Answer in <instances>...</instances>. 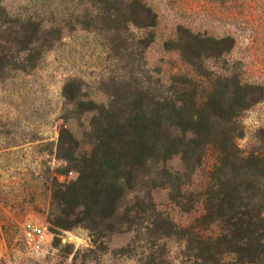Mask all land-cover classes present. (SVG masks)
I'll list each match as a JSON object with an SVG mask.
<instances>
[{
    "label": "rangeland",
    "instance_id": "374dc122",
    "mask_svg": "<svg viewBox=\"0 0 264 264\" xmlns=\"http://www.w3.org/2000/svg\"><path fill=\"white\" fill-rule=\"evenodd\" d=\"M0 51V264H200L181 229L226 227L202 215L227 172L264 230V0H0ZM238 85L245 106L212 120L237 135L241 169L209 144L149 161L113 214L67 216L58 191L79 172L59 152L61 132L75 157L91 148L94 111L78 100L108 106L138 89L175 100L184 89L210 113ZM27 221L49 233L43 248L25 240Z\"/></svg>",
    "mask_w": 264,
    "mask_h": 264
},
{
    "label": "trees",
    "instance_id": "16d2710c",
    "mask_svg": "<svg viewBox=\"0 0 264 264\" xmlns=\"http://www.w3.org/2000/svg\"><path fill=\"white\" fill-rule=\"evenodd\" d=\"M5 56L0 51V66L4 65ZM68 85L70 87L73 82ZM237 88L229 102L219 99V110L210 113L195 98L190 100L191 106L186 104L184 89L183 95L175 100L168 95L149 98L143 89L121 100L117 98L108 106L93 100H78L79 105L94 111L89 134L91 148L75 157L72 143L64 147L66 131L61 132L59 152L65 149L69 160H76L79 172L76 180L60 185L63 187L58 191L59 198L66 202L67 216L73 214L77 207H81L83 213L100 210L105 215L113 214L126 187L132 186L136 175L154 159L165 160L178 153L186 159L192 151L217 144L223 160L225 158L236 166L237 159L243 158L232 151L233 139L237 135L228 130L215 133L212 117H230L239 107L245 106L242 87L238 85ZM65 95L69 98L74 96L66 93V89ZM174 128L180 133H173ZM239 168L236 166L237 170ZM254 171L245 173L254 175ZM224 176L223 182L209 186L204 192L202 219L208 225L226 224V227L221 232L202 231L195 225L181 230L190 233L189 239L196 241L193 249H198L200 264L264 262V230L260 232L259 222L251 214L248 204L238 202L237 199L243 196L233 185L230 173ZM223 184L229 186V189L225 187V193L221 187ZM168 222L172 228L174 223L172 220ZM225 256H233L231 260L234 262H225Z\"/></svg>",
    "mask_w": 264,
    "mask_h": 264
},
{
    "label": "built area",
    "instance_id": "2783aa9c",
    "mask_svg": "<svg viewBox=\"0 0 264 264\" xmlns=\"http://www.w3.org/2000/svg\"><path fill=\"white\" fill-rule=\"evenodd\" d=\"M24 238L36 250L43 248L50 240L46 228L36 222L27 221L23 225Z\"/></svg>",
    "mask_w": 264,
    "mask_h": 264
}]
</instances>
